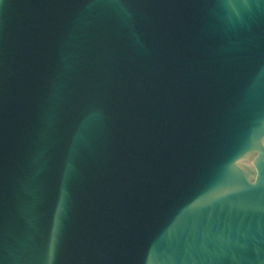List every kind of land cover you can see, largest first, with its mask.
Segmentation results:
<instances>
[{
  "label": "water",
  "instance_id": "water-1",
  "mask_svg": "<svg viewBox=\"0 0 264 264\" xmlns=\"http://www.w3.org/2000/svg\"><path fill=\"white\" fill-rule=\"evenodd\" d=\"M0 264H264V0H0Z\"/></svg>",
  "mask_w": 264,
  "mask_h": 264
}]
</instances>
